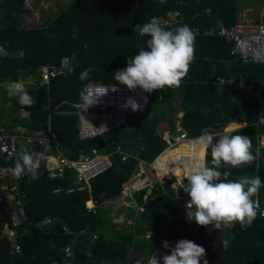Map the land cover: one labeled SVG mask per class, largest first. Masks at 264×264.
Segmentation results:
<instances>
[{
	"label": "trees",
	"instance_id": "16d2710c",
	"mask_svg": "<svg viewBox=\"0 0 264 264\" xmlns=\"http://www.w3.org/2000/svg\"><path fill=\"white\" fill-rule=\"evenodd\" d=\"M57 2L54 1L55 7L35 28L21 24L24 0L0 3V7H4L0 45L7 51L5 57L0 56L1 83L39 77L42 65L61 66L65 58H69L63 75L48 84L24 88L36 100L30 108L21 106L16 98H9L6 87L0 90L1 119L11 118L12 128L10 124L4 125L12 133L25 128L35 134L45 131L49 112L55 110L51 126L60 138V150L65 156L76 159L97 149L110 156L112 166L90 181V189L73 193L66 192L78 186L72 172L52 178L45 170L37 180L26 178L19 182L17 198L22 200L27 216L18 238L21 253H13L10 244L1 238L15 210L13 202L4 201L0 203V264H132L137 258L150 264L154 253L169 254V250L163 248L164 241L174 247L182 239L204 247L208 264H264V218L257 216L247 230L237 224L221 232L189 223L186 202L177 199L174 181L165 171L172 172L173 165L165 168V162H158L162 171L152 179L153 192L149 200H145L147 189L136 193V202L144 207V212L134 214L133 227L115 225L101 207L120 197L125 184L138 173L140 159L152 164L168 148L157 130L161 123L168 122L170 133L177 134V126L169 118L176 113L177 96L183 113L180 126L189 138L200 136L205 128L218 133L235 130L231 135H246L252 140L255 154L258 133L255 122L261 104L246 94L242 84L264 81V65L244 63L233 56L231 44L224 38L195 34L194 60L179 88L153 92L147 115L129 117L126 125L118 130L88 141L78 136L76 105L80 92L91 84L119 85L112 74L126 67L129 56L146 48L149 37L135 34L136 25L147 23L154 16L165 21L179 12V23L166 26L167 29L185 24L201 32L219 26L230 28L239 21L240 0H164L163 3L161 0H69L59 12L61 5ZM73 56L75 59H71ZM70 66L75 68L74 72L69 71ZM90 67L95 69L90 78L81 81L80 73ZM218 76L240 84L238 99H233L226 87L217 85ZM119 146L131 155L125 162L117 152ZM35 152L43 153V150L37 148ZM166 156L168 160L178 161L176 171L182 173L186 172L187 163L204 162L205 152L195 146L190 152V147L184 144L170 150ZM16 160L0 156V166L8 171ZM205 162L210 166V149ZM44 169L42 162L38 172ZM243 175L260 176L262 185L258 199L264 205V150L251 165L231 169L229 179ZM7 182L12 184L13 179L8 177ZM2 183L0 180V187ZM57 189L61 192L55 193ZM90 200L98 203L95 214L88 211ZM48 218L52 223L42 227L41 222ZM63 226H67L70 233H66ZM82 230H86L85 233L81 234ZM226 235L232 237L227 249L221 243ZM68 245L73 248L70 259L64 254Z\"/></svg>",
	"mask_w": 264,
	"mask_h": 264
},
{
	"label": "clouds",
	"instance_id": "9594fccd",
	"mask_svg": "<svg viewBox=\"0 0 264 264\" xmlns=\"http://www.w3.org/2000/svg\"><path fill=\"white\" fill-rule=\"evenodd\" d=\"M133 31L140 37L149 39L146 41V48H141L136 55L127 58L124 69L116 70L112 74L116 83L125 86L129 91L139 89L141 93L149 95L165 88H179L194 60V31L186 24L167 29L166 22L155 16L147 23L136 25ZM253 39L258 41L259 37ZM239 44L245 53L251 51L254 54L256 62L264 63V45L253 47L247 40L240 41ZM71 59H75V56ZM65 60L68 61L69 58ZM94 70L91 67L85 69L80 73L79 79L88 80ZM69 71L74 72L75 68L70 66ZM109 89L86 85L79 94L77 107L81 110L82 123L97 132L108 131L107 126H93L82 113L97 106L100 98L106 96ZM6 92L9 98H16L24 108H30L36 103L35 98L24 90L21 83L9 84ZM141 99L143 103L129 97L119 107L135 113L148 103L147 96L142 95ZM193 143L198 151L207 153L210 149L211 162L210 166L201 161H192L185 165L186 173L180 178V188L189 197L184 206L186 220L209 231L221 232L235 224H239L242 230H247L257 215L264 217V209L260 208L258 199L262 185L260 176L243 175L237 179H229L231 169L251 165L259 158V149L253 153L252 140L246 135H225L205 128ZM45 159L42 152L24 150L17 157L14 167L8 171L17 179L28 174L31 179L37 180L38 170ZM185 180L187 184L184 183ZM231 238L226 235L222 239L225 249ZM163 248L169 250V254L160 259L153 255L150 264H160L161 260L162 264H201V261L208 264L204 258L205 248L193 241L182 239L174 247L164 241Z\"/></svg>",
	"mask_w": 264,
	"mask_h": 264
},
{
	"label": "built area",
	"instance_id": "2783aa9c",
	"mask_svg": "<svg viewBox=\"0 0 264 264\" xmlns=\"http://www.w3.org/2000/svg\"><path fill=\"white\" fill-rule=\"evenodd\" d=\"M55 0H24L23 9L25 10L23 18H22V26L24 27H36L39 24L43 23L44 15L49 13L52 9V4ZM180 13L175 12L170 15V18L165 20L166 26H170L180 21ZM196 35L203 34L207 37H221L226 40V42L231 44V54L242 60L244 63H255L262 64L260 62H256L254 59V54L249 51L245 53L241 47L240 41H249L253 47L259 45H264V5L258 11L257 20H239L238 23L230 28L225 26H219L218 28L206 29L203 32L199 28L193 29ZM253 37H259V40H254ZM6 49L0 45V56H6ZM67 70V61H63L61 66H51V65H42L39 69V77H27L23 79H19L17 82L21 83L23 88L27 86H36L37 84L43 85L48 84L49 81L55 77L63 75ZM13 82H0V90L3 88H7L9 84ZM216 83L220 87H226L229 91V94L233 99H238V90L240 87L239 83H236L234 80H227L223 77L218 76L216 78ZM245 88L246 94L253 98L257 99L261 104V109L259 111L258 120L255 122L257 126V149L259 152L264 150V81L260 83H244L242 84ZM92 88L103 87L110 88L108 94L100 98L97 106H94L89 109L87 113H82L84 118L89 121L93 126L99 127L100 125H106L108 131H100L88 127L87 125L82 123L81 120V110L77 111V115L79 117V125H78V136L82 141H88L93 139H98L103 137L110 131H115L120 129L122 126L126 125L128 118L131 116H146L148 112L149 106V97L150 95L147 93H141L139 89L136 91H129L123 85H104V84H91L88 85ZM117 88V91L116 88ZM111 89L113 91H111ZM147 96L148 103L143 107L142 110L133 113L130 109L122 110L119 106L125 102V100L129 97L137 100L139 103H143L141 96ZM1 108L2 102L0 100V156L6 157L8 159L17 158L19 154L27 150L29 152H35L37 148L43 150V153L46 156L45 159V169L38 172L44 173V171H48L50 177H63L67 172L74 173V181L78 184L76 188L70 187L66 190L67 193H73L75 191H83L85 189H90V181L96 177L97 175L107 171L111 168L112 162L109 155L101 154L97 149H93L91 154H81L76 159L69 158L65 156L60 150V138L53 131L51 126V116L55 112L52 110L48 115V124L45 131L41 133L31 134L27 132L25 128H19L17 132L12 133L3 123L1 119ZM234 130H225L223 133L225 135H231ZM172 135L170 132L165 133L164 140L168 144L167 150L177 149L181 145H188L190 147V152L194 150V139L188 137V133L181 128L177 134L171 138ZM117 152L122 154V161H127L131 155L125 153L123 149L119 146L117 148ZM163 153V154H164ZM161 157V156H160ZM156 159L152 164H147L144 160H139V169L149 165V167L153 168L154 164L160 159ZM205 162V157H204ZM178 163L174 159L166 162L164 165L170 166ZM140 171V170H139ZM185 170L182 172V177L185 175ZM138 178H135L136 174L125 184L124 190L122 194L117 199H121L123 201V207L126 209H133L136 214L143 213L144 207L142 205H138L135 199L136 193L143 189L152 188L153 184L147 182L146 180H142L143 172H138ZM154 176L157 177L156 172L154 171ZM7 177L13 179V183L10 184L7 182ZM1 178V177H0ZM26 178H31L30 175L25 174L21 178H14L10 172L6 171L5 176L3 177V183L1 184V192L2 196L0 197V203L4 201L13 202L15 204V210L13 211L11 217V223L7 224L2 232L1 238L6 240L11 247L13 253L20 254L21 248L18 242V238L20 235V230L22 228L23 222L27 219L26 210L24 204L21 199L17 198V184L23 181ZM147 182V183H146ZM144 183V185H143ZM146 183V184H145ZM187 184V180H185ZM180 186V183L177 187ZM177 190V188L175 189ZM61 190H55V193H60ZM146 196L145 200H148ZM117 199L110 200L105 204L101 205V207L107 209V204L115 205V201ZM178 200H184L187 202L189 198H184L183 196L178 195ZM134 203V205H132ZM259 205L261 209H264V205L259 201ZM98 203L94 200H90L87 202V208L89 212L96 213V208ZM259 216V215H257ZM260 217V216H259ZM264 218V217H261ZM52 219L48 218L41 222V226H47L52 223ZM112 222L115 225L121 227H133L134 225V216H129L128 214L118 213ZM237 224L231 227L224 228L222 230H231ZM63 230L66 233H70V230L67 226H63ZM86 230H82L81 234L85 233ZM148 239L151 238V235L146 236ZM96 238V236H95ZM64 254L66 259H70L73 256V248L71 245H68L64 248ZM132 264H142V260H135Z\"/></svg>",
	"mask_w": 264,
	"mask_h": 264
},
{
	"label": "rangeland",
	"instance_id": "374dc122",
	"mask_svg": "<svg viewBox=\"0 0 264 264\" xmlns=\"http://www.w3.org/2000/svg\"><path fill=\"white\" fill-rule=\"evenodd\" d=\"M58 2V4H60L61 6L59 7V9H58V11L57 12H59V10L60 9H63V8H65L67 5H68V1L69 0H57ZM2 2V0H0V3ZM244 2L246 3L247 1H245V0H240V11H241V7L243 6V4H244ZM257 2V1H256ZM264 3V0H263V2H260V0L258 1V3H255L254 5V7H253V9H257L256 7L257 6H261L262 4ZM247 4H249V3H247ZM55 6H54V2H53V4H52V9L54 8ZM57 10V9H56ZM57 12H55V14L57 13ZM256 12V13H255ZM255 12H253L252 14H251V16H249V17H245L244 19H247V20H257V18H258V10H256ZM50 13V12H49ZM49 13H47V15L49 14ZM4 17V7H0V19H2ZM23 18V17H22ZM21 21H22V19H21ZM22 24V23H21ZM180 98H179V96H177V98H176V100H175V102H174V106H175V109H176V113H174L173 115H171L169 118H171L172 120H173V122L176 124V126L177 127H179L180 126V119L182 118V116H183V113H182V111H181V104H180ZM5 124V123H4ZM181 127V126H180ZM227 130V129H226ZM166 131H169L170 132V126H169V123L168 122H164V123H161L159 126H158V130H157V132L160 134V135H162V136H164L165 135V133H166ZM178 131H176V133H177ZM172 134V133H171ZM173 135L175 136V134H172V135H170V137L172 138L173 137ZM140 170V171H139ZM138 170V172H143V174H142V176H144V177H142V180L144 181L146 178H149L150 180H152L153 178H155L154 177V171H153V168L152 167H149V168H146V166L145 167H143V168H141V169H139ZM174 172V174H172ZM167 173H169V175H172V176H176V177H178L179 179L181 178V176H180V174L181 173H179V172H177V171H172V173L171 172H167ZM153 182V181H152ZM151 182V183H152ZM153 184V183H152ZM143 185H144V183H143ZM177 188V190L176 191H178L179 192V195L180 196H183L184 198H189L188 197V195L183 191V188H180V186H178V187H176ZM177 192V193H178ZM148 200H149V197H148ZM121 206H122V201L119 199V200H117V201H115V205H111V204H107V209H106V212H104L106 215H108L110 218H111V214L113 215L114 214V216L111 218L112 220L114 219V217L118 214V213H120V212H118V209L117 208H119V209H121ZM115 207H117L116 209H115ZM124 208V207H123ZM126 209V208H125ZM121 213H124V214H127V212H125L124 210L121 212ZM137 260H142L141 258H137ZM142 264H144L143 262H142Z\"/></svg>",
	"mask_w": 264,
	"mask_h": 264
},
{
	"label": "crops",
	"instance_id": "0c3cea01",
	"mask_svg": "<svg viewBox=\"0 0 264 264\" xmlns=\"http://www.w3.org/2000/svg\"><path fill=\"white\" fill-rule=\"evenodd\" d=\"M245 1H247L246 3L244 2V4H243V6L241 7V11H240V14H239V20H243L245 17H249V16H251V14L253 13V12H255L256 10H260L261 9V7L264 5V3L261 5V6H257L256 8L257 9H253V7L255 6L254 4L255 3H258V1L259 0H245ZM257 1V2H256ZM260 2H263V0H260ZM247 3H249V4H247ZM256 13V12H255ZM10 119L11 118H7L6 120H4L3 122L5 123V124H10ZM6 125V126H7ZM11 125V124H10ZM11 128H12V125H11ZM10 129V128H9ZM181 129V127L179 126V127H177V131L179 132V130ZM11 130V129H10ZM167 132H169V131H166V133ZM164 137V136H163ZM182 146V145H181ZM180 146V147H181ZM179 147V148H180ZM168 152H170V150H167L164 154H162L161 155V157H160V159L156 162V164H154V171L156 172V174H157V176H159V175H161L160 173H161V169L160 168H162V167H160L159 165H158V162H160V161H162V162H168V161H170L171 160V158H169V160H168V157L166 156V154L168 153ZM206 155H207V153H205V157H206ZM45 161V160H44ZM176 161V160H175ZM165 163H163V164H165ZM44 164H45V162H44ZM180 164L179 163H175L174 165H173V167H172V169L174 170V171H176V168L179 166ZM164 167L166 168L167 166L166 165H164ZM180 170V169H179ZM7 170L5 169V168H3V167H1L0 166V180H3V177L5 176V172H6ZM166 172H170V171H167V170H165ZM172 173V172H171ZM169 174V173H168ZM169 176H171L172 177V179H173V181H174V185H175V187H177V185L180 183V179L178 178V177H176V176H172V175H169ZM180 176H181V178H182V173L180 174ZM139 177V174H136V176H135V178H138ZM142 177H144V176H142ZM8 178V177H7ZM147 182H149V183H151L152 182V180H150L149 178H146L145 179ZM4 181V180H3ZM146 182V183H147ZM145 183V184H146ZM153 183V182H152ZM184 183H185V181H184ZM186 184V183H185ZM178 192V191H177ZM178 195H179V192H178ZM117 200H119V199H117ZM121 200V199H120ZM122 201V200H121ZM133 205V204H132ZM117 207H115V209H116ZM118 209V212H122L123 210L125 211V212H127V214L130 216H134V214H135V211L133 210V209H125V208H123V201H122V206H121V209H119V208H117ZM114 216V214L112 215L111 214V218ZM110 218V219H111ZM112 220V219H111ZM153 255H156L157 256V258L158 259H160V257H162V256H164V255H167V254H165V253H154ZM153 255H152V257H153ZM132 257H135V254H133L132 255ZM152 257H151V259H152ZM160 264H162V260L160 261Z\"/></svg>",
	"mask_w": 264,
	"mask_h": 264
},
{
	"label": "water",
	"instance_id": "95a60500",
	"mask_svg": "<svg viewBox=\"0 0 264 264\" xmlns=\"http://www.w3.org/2000/svg\"><path fill=\"white\" fill-rule=\"evenodd\" d=\"M163 153H164V152H163ZM163 153H162V154H163ZM162 154H161V155H162ZM161 155H160V156H161ZM160 156H159V157H160ZM159 157H158V158H159ZM158 158H157V159H158ZM44 162H45V161H43V164H44ZM152 192H153L152 188H148V189H147V195H148V196H150V195L152 194ZM132 204L134 205V203H132ZM131 229H132V228H131Z\"/></svg>",
	"mask_w": 264,
	"mask_h": 264
}]
</instances>
